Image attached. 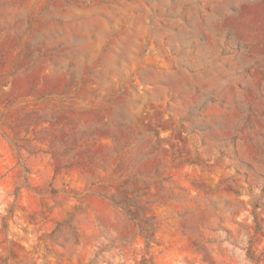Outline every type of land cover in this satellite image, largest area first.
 Returning <instances> with one entry per match:
<instances>
[{
	"label": "rangeland",
	"instance_id": "1",
	"mask_svg": "<svg viewBox=\"0 0 264 264\" xmlns=\"http://www.w3.org/2000/svg\"><path fill=\"white\" fill-rule=\"evenodd\" d=\"M0 264H264V0H0Z\"/></svg>",
	"mask_w": 264,
	"mask_h": 264
}]
</instances>
